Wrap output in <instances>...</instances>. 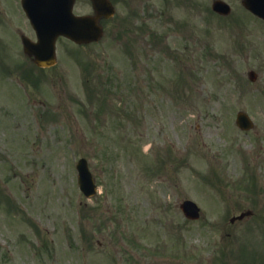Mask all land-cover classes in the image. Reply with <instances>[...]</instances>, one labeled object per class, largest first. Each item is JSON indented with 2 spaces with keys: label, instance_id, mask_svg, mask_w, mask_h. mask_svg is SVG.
I'll list each match as a JSON object with an SVG mask.
<instances>
[{
  "label": "rangeland",
  "instance_id": "1",
  "mask_svg": "<svg viewBox=\"0 0 264 264\" xmlns=\"http://www.w3.org/2000/svg\"><path fill=\"white\" fill-rule=\"evenodd\" d=\"M224 1L226 18L210 13L213 0H116L99 43L61 38L55 67L12 84L0 74V264L264 259V22ZM92 13L77 0L75 14ZM18 17L34 39L20 5ZM239 111L252 131L236 126ZM80 158L92 199L77 183ZM186 199L199 220L183 215Z\"/></svg>",
  "mask_w": 264,
  "mask_h": 264
},
{
  "label": "water",
  "instance_id": "2",
  "mask_svg": "<svg viewBox=\"0 0 264 264\" xmlns=\"http://www.w3.org/2000/svg\"><path fill=\"white\" fill-rule=\"evenodd\" d=\"M74 2L75 0H23L24 8L39 35L38 43L27 42L25 48L27 53L35 57L39 66L48 67L55 64V43L61 35L77 43L98 41L102 36L98 20L101 16L109 17L113 13L108 0H93L97 11L96 17H75L73 15ZM244 5L264 18V0H244ZM227 8L229 7L221 2L215 5V9L223 13ZM251 77L255 79L253 73ZM238 125L244 129L252 127L251 121L244 113L238 115ZM78 169L83 191L87 195H93L95 185L88 172L86 160L80 161ZM181 207L187 217L193 219L199 217V208L193 202L187 201Z\"/></svg>",
  "mask_w": 264,
  "mask_h": 264
},
{
  "label": "flooded vegetation",
  "instance_id": "3",
  "mask_svg": "<svg viewBox=\"0 0 264 264\" xmlns=\"http://www.w3.org/2000/svg\"><path fill=\"white\" fill-rule=\"evenodd\" d=\"M19 0H0V38L4 37L8 47H10L12 55L18 51L19 45ZM5 75H14V71L18 70V63L12 58L10 62L1 63ZM7 77V76H6Z\"/></svg>",
  "mask_w": 264,
  "mask_h": 264
}]
</instances>
